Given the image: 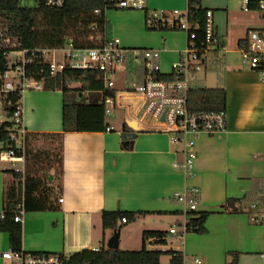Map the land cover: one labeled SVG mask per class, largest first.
I'll return each instance as SVG.
<instances>
[{"label": "crops", "instance_id": "obj_1", "mask_svg": "<svg viewBox=\"0 0 264 264\" xmlns=\"http://www.w3.org/2000/svg\"><path fill=\"white\" fill-rule=\"evenodd\" d=\"M151 4L148 0V9H154V3ZM202 6L214 11L224 51L217 62L207 67L200 86L207 87L204 83L207 75L220 71L215 87L226 90L228 129L220 134L202 133L196 138L197 159L192 174L173 166L182 159L181 145L173 144L168 133L154 130L148 122L138 124L140 130L133 147L123 148L124 124L129 126L130 122L124 110L118 123L112 122L115 113L108 118L110 129L64 132L62 90L23 91L25 135H63L62 172L56 177L51 169L47 178L52 180L47 183L54 185L51 194L55 209L25 210L24 251L70 256L87 248H108L115 230L104 229L102 213L120 209L142 212L136 221L129 223L142 225V244L145 230L162 228L168 232L165 244H157L155 238L147 240L148 249L164 250L162 246L169 244V250L180 252L187 264H192L194 257L203 264H228L234 252L239 254L238 264H264V218L260 222L253 220L264 214V200L254 207L253 201L250 202L244 211L225 207L229 198H242L247 193L264 196V82L257 70L242 63L240 52L241 40L246 39L250 29L258 27L251 18L241 15L237 0H202ZM106 18L108 33L119 37L123 47L160 48L161 70L165 74L172 72V65L186 44L184 31L149 29L146 12L141 10L108 9ZM15 52L18 54V50L9 54ZM128 74L126 71V81ZM1 162L21 166L12 170L3 167L0 171V211L6 209L7 190L19 183L13 170L24 174V161ZM19 179L24 192L25 178ZM190 186L201 191L195 213L209 212L206 233L184 230L187 220L198 214L187 213L185 205L176 201L173 194ZM173 226L179 234L170 233ZM122 228L120 241L128 242ZM0 235V262L19 264L2 256L10 248V242L7 232ZM170 258L167 254V263Z\"/></svg>", "mask_w": 264, "mask_h": 264}, {"label": "built area", "instance_id": "obj_2", "mask_svg": "<svg viewBox=\"0 0 264 264\" xmlns=\"http://www.w3.org/2000/svg\"><path fill=\"white\" fill-rule=\"evenodd\" d=\"M50 8H61L66 0H43ZM23 4L33 5L36 0H23ZM148 0H106L105 15L108 9L144 10L146 12V25L149 29L161 28L182 30L187 40L180 51V57L172 65L173 79H164L161 70L160 48L139 47L126 48L117 36L108 33V21L94 22L89 25V35L85 39L92 45H79L74 38L58 49L34 48L18 50L16 59L9 61L4 74L0 73L2 80L1 93L20 90L23 91L44 87L43 80L28 75V68L41 60L47 63L50 74L55 76L65 70H82L86 77L89 71H96L97 79L103 80L106 87L114 88L111 75L118 64L123 63L126 71L133 68L132 75L127 78L123 89L116 90L113 97H106L104 105L107 115L113 116L115 110H124L130 116L129 121L137 124L148 122L149 127L156 131L168 133L173 144L181 145L182 159L176 160L173 166L185 174H192L197 159L196 138L202 134H220L228 129L225 110H199L193 111L189 106V95L200 87L202 76L212 62H217L224 51V46L216 31L214 11H206L205 37L200 39L198 21H191L190 7L185 12L173 9L171 11H157L148 9ZM199 6H195L198 8ZM241 9L246 12L258 11L264 18V0H241ZM101 14L100 10L95 11ZM62 52V57L58 53ZM242 63L251 69L257 70L264 82V25L248 31L246 42L240 46ZM11 53V52H10ZM11 56L8 54V58ZM130 64V65H129ZM170 74V73H169ZM129 75V74H128ZM4 117L0 115V123ZM11 122L13 129L10 141L17 147H24L26 130L23 126L22 108L17 107ZM108 127L107 129H110ZM22 143V145L20 144ZM22 160L24 155L17 156L14 147L0 151V160ZM201 191L197 186H190L184 190L176 191L173 197L185 205V211L197 212L200 203ZM24 199V194L23 197ZM19 201L11 210L14 221L23 223L25 213L24 200ZM62 202L63 198H59ZM253 203V207L257 205ZM7 211H0L3 218ZM264 214L254 217L260 222ZM122 222H127L122 218ZM185 230V226H184ZM170 233L179 234L176 226L171 227ZM99 247L93 248L99 251ZM65 255V254H64ZM4 258L19 262V264H64V256L52 252H26L23 249L15 250L11 247L2 252ZM67 256V255H66ZM187 264L185 258L180 263ZM192 264H203V261L194 257Z\"/></svg>", "mask_w": 264, "mask_h": 264}, {"label": "trees", "instance_id": "obj_3", "mask_svg": "<svg viewBox=\"0 0 264 264\" xmlns=\"http://www.w3.org/2000/svg\"><path fill=\"white\" fill-rule=\"evenodd\" d=\"M23 0H0V28L5 32L7 38L16 40L17 45L13 48L0 46V73L4 74L7 68L8 54L13 50L48 48L58 49L64 47L70 38H74L79 45H92L86 37L89 35L88 27L94 22L102 23L106 19V0H66L61 8H50L43 0H36L33 5L23 4ZM190 7V20L198 21L200 24L199 37H205L206 11L202 6V0H188ZM199 6L195 8V6ZM100 10L101 14L95 11ZM109 27L107 28V30ZM110 30V29H109ZM158 30H166L161 28ZM5 37V38H6ZM246 39L241 40L244 44ZM130 65V64H129ZM129 76L132 75L133 68L130 67ZM85 72L82 70H65L55 76L50 74L47 63L36 60L28 68V75H33L38 80H43L45 89H60L63 92V131H104L110 127V118L105 109L104 99L113 97L116 93L114 88L105 86L103 80H98L96 71H89L86 77L81 76ZM164 79H173L174 75L162 74ZM80 82L79 86H72L71 83ZM2 80L0 79V89ZM0 101L3 107V114L12 117L17 107L22 108V93L19 89L7 94L0 92ZM189 106L193 111L199 110H225L226 90L223 87H199L191 91L189 95ZM14 131L13 123L5 120L0 123V151L9 147H14L17 156L27 159L32 150L30 148V138L37 134H26L24 136V147H17L9 139ZM123 131L131 133V128L124 124ZM56 137L58 143V158L60 172H62V133L54 135H43ZM123 148L130 149L123 134ZM56 150V148H55ZM14 176L19 180L16 185L10 186L5 194L6 215L0 216V232H7L9 235L10 247L15 250L22 249V224L14 221L11 212L16 204L21 201L24 194V204L26 211H44L55 209L52 199L53 188L45 185L44 178L36 173L23 174L13 170ZM24 177V192L21 189V180ZM260 185L256 187L259 188ZM260 189V188H259ZM255 200V201H254ZM264 196H256L247 193L242 198H229L225 207L231 211H244L253 203H262ZM142 212L137 211H103L104 229L120 230L125 224L133 223ZM198 214L191 217L185 224L186 231L206 233V221L209 212H188ZM125 217L127 222H122ZM167 231L145 230L143 232V244L139 250L111 249L105 246L99 251L93 249H83L70 256H64V264H161V257L164 254L171 256L170 262L180 263L183 256L180 252L173 250L148 249L147 240L155 238L157 244H165ZM228 264H238L239 254L231 253Z\"/></svg>", "mask_w": 264, "mask_h": 264}, {"label": "rangeland", "instance_id": "obj_4", "mask_svg": "<svg viewBox=\"0 0 264 264\" xmlns=\"http://www.w3.org/2000/svg\"><path fill=\"white\" fill-rule=\"evenodd\" d=\"M152 1V4L154 3L157 11H171L173 9H178L179 11L185 12L187 10V0H150ZM238 1V7L239 12H241V15L247 16L248 18H251V22L254 26H262L264 25V18L261 16L260 12L258 11H252V12H246L241 9V0ZM179 2H182V5H179ZM151 4V5H152ZM144 11V10H141ZM5 32L0 28V46L10 47L13 48L17 45L16 40H13L11 38H5ZM17 50H13L11 52H14ZM17 53L11 54L9 56L8 60L13 62L14 59H16ZM62 52L58 53V56L62 57ZM220 75V71H212V73H209L204 80V83L207 87H215L218 85L219 80L218 76ZM111 79L114 82L113 87L116 89H123L126 85V68L123 63L118 64L115 67L114 73L111 75ZM72 86H79V82H73L71 83ZM116 115V119H111L113 123H118L119 119L124 116V112L121 110H115L114 111ZM0 115L4 117L5 120L11 121L10 117L4 116L3 114V107L0 103ZM56 137H50V136H32L30 138V148L32 149L30 153L28 154L27 159L24 160V174H31L36 173L39 174L44 178L45 185L50 188H54V185L48 184L47 182H52V180L48 181V176L51 171V169L55 170L56 177L57 174L60 172V164H59V158H58V143H57ZM24 146V144H23ZM56 148V150H55ZM20 163H17L15 165L10 164L8 162H1L0 161V171L4 168H7L9 170L14 169L15 167H20ZM55 185L59 184L58 180H54ZM144 227V226H143ZM146 229V228H145ZM162 230V228H160ZM122 231L124 234H127L128 236V242L120 241L119 237V249L121 250H139L142 248V225L138 224H128L125 225L122 228ZM2 237V235H0ZM177 243V242H176ZM169 245V244H168ZM162 246L164 250H169L170 246L168 247ZM147 247H149L147 243ZM167 263V254H164L161 259V264ZM0 264H12L11 261H2ZM168 264V263H167Z\"/></svg>", "mask_w": 264, "mask_h": 264}, {"label": "water", "instance_id": "obj_5", "mask_svg": "<svg viewBox=\"0 0 264 264\" xmlns=\"http://www.w3.org/2000/svg\"><path fill=\"white\" fill-rule=\"evenodd\" d=\"M129 127L132 129L131 133H126L123 131L124 136L127 139V142L130 143V147H133V141L137 135V132L140 130V127L138 126L136 121H130ZM119 237H120V232L119 230H116L114 234L111 236V238L108 241V248L111 249H118L119 248Z\"/></svg>", "mask_w": 264, "mask_h": 264}]
</instances>
